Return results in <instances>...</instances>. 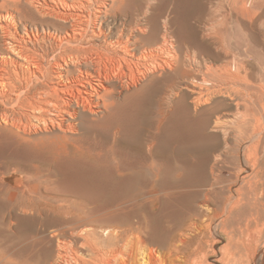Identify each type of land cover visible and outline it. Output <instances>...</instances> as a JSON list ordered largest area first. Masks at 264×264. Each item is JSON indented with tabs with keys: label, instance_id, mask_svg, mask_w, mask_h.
I'll return each mask as SVG.
<instances>
[{
	"label": "bare ground",
	"instance_id": "6f19581e",
	"mask_svg": "<svg viewBox=\"0 0 264 264\" xmlns=\"http://www.w3.org/2000/svg\"><path fill=\"white\" fill-rule=\"evenodd\" d=\"M2 129L0 264H264V0H0Z\"/></svg>",
	"mask_w": 264,
	"mask_h": 264
},
{
	"label": "rangeland",
	"instance_id": "374dc122",
	"mask_svg": "<svg viewBox=\"0 0 264 264\" xmlns=\"http://www.w3.org/2000/svg\"><path fill=\"white\" fill-rule=\"evenodd\" d=\"M218 1V0H217ZM222 12V10H220ZM219 11V12H220ZM220 12V13H221ZM219 14V13H218ZM220 18V14L218 15L217 19ZM0 130V171H1V174H6L5 176H8L11 172H13V170H9L7 169L6 167H2V163L4 161H8V162H11V161H15L17 158L16 156L20 155L22 152L12 148V146L10 144H8L6 141H2V134L4 135V131ZM21 156V155H20ZM7 169V170H6ZM3 171V172H2ZM5 171V172H4ZM8 171V172H7ZM30 222L31 225H34V221H32V219H30L27 224ZM32 222V223H31ZM28 224V225H30ZM17 224H13V228L11 230H8L6 228V226H4V224L0 223V252H3V253H8L10 251L9 249V244L12 243L13 241H17L18 240V236L19 235V230L17 228ZM16 227V228H15ZM50 231V230H49ZM49 231L47 233H49ZM16 235V236H15ZM14 236V238L12 237ZM11 238H13V240L11 241ZM33 244V245H32ZM28 245V247H27ZM26 245V249L28 251H33L34 248L36 250V246L34 245V243L28 242V244ZM32 245V246H31ZM33 247V248H32ZM29 248V249H28ZM9 250V251H8ZM34 259H36L35 256H33ZM33 258L31 257L30 259L33 260Z\"/></svg>",
	"mask_w": 264,
	"mask_h": 264
}]
</instances>
